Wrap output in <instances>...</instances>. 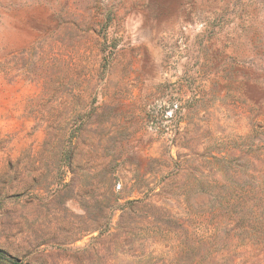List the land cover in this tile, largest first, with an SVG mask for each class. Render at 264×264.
<instances>
[{
	"label": "rangeland",
	"instance_id": "rangeland-1",
	"mask_svg": "<svg viewBox=\"0 0 264 264\" xmlns=\"http://www.w3.org/2000/svg\"><path fill=\"white\" fill-rule=\"evenodd\" d=\"M0 249L264 264V0H0Z\"/></svg>",
	"mask_w": 264,
	"mask_h": 264
},
{
	"label": "trees",
	"instance_id": "trees-1",
	"mask_svg": "<svg viewBox=\"0 0 264 264\" xmlns=\"http://www.w3.org/2000/svg\"><path fill=\"white\" fill-rule=\"evenodd\" d=\"M2 258H6V254H5V252L3 250L0 249V260ZM9 264H24V263H21V262H18L16 260H14V259H11V261H9Z\"/></svg>",
	"mask_w": 264,
	"mask_h": 264
},
{
	"label": "built area",
	"instance_id": "built-area-1",
	"mask_svg": "<svg viewBox=\"0 0 264 264\" xmlns=\"http://www.w3.org/2000/svg\"><path fill=\"white\" fill-rule=\"evenodd\" d=\"M168 116L171 117L172 115L168 113Z\"/></svg>",
	"mask_w": 264,
	"mask_h": 264
}]
</instances>
